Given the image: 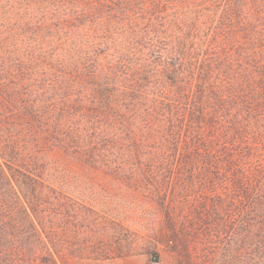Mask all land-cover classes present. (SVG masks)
<instances>
[{
    "label": "trees",
    "instance_id": "trees-1",
    "mask_svg": "<svg viewBox=\"0 0 264 264\" xmlns=\"http://www.w3.org/2000/svg\"><path fill=\"white\" fill-rule=\"evenodd\" d=\"M52 162L146 164L176 226L159 168L197 171L201 242L230 227L231 264H264V0H0V264H69Z\"/></svg>",
    "mask_w": 264,
    "mask_h": 264
},
{
    "label": "rangeland",
    "instance_id": "rangeland-1",
    "mask_svg": "<svg viewBox=\"0 0 264 264\" xmlns=\"http://www.w3.org/2000/svg\"><path fill=\"white\" fill-rule=\"evenodd\" d=\"M160 168L162 174L175 176L167 184V190L169 195L174 194L178 205L176 214H180L181 221L190 228L186 234L182 232L188 238L186 245L175 232L176 228H182V222L176 226L165 211L163 204L167 196H150L159 183L150 178L145 180L152 174L146 164H127L122 168L124 171L53 162L46 165V182L55 188L61 202L70 205V216L67 213L69 264H210L214 252L220 256L218 264L232 263L231 255L241 244L232 237V228L229 227L231 234L224 241L226 244H220L218 237L211 244L200 240L206 238L204 229L209 220L207 223L205 220L215 223L221 216L213 211L212 194H208L203 209L201 203L205 201L197 193L188 197L183 193L181 188L191 182V173L197 174V171L183 167L174 169V166ZM142 175L146 177L140 179ZM184 201L185 204L195 202L198 208H192L197 212L191 213L188 205H182ZM216 234L210 233L211 238ZM81 248L85 254L78 258ZM94 249L102 252L99 259Z\"/></svg>",
    "mask_w": 264,
    "mask_h": 264
}]
</instances>
